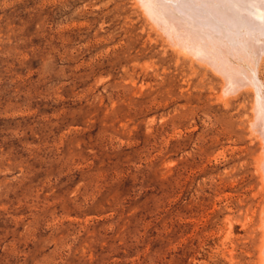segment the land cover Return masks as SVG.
<instances>
[{"label": "rangeland", "instance_id": "374dc122", "mask_svg": "<svg viewBox=\"0 0 264 264\" xmlns=\"http://www.w3.org/2000/svg\"><path fill=\"white\" fill-rule=\"evenodd\" d=\"M178 52L136 0H0V264H255L254 94Z\"/></svg>", "mask_w": 264, "mask_h": 264}, {"label": "bare ground", "instance_id": "6f19581e", "mask_svg": "<svg viewBox=\"0 0 264 264\" xmlns=\"http://www.w3.org/2000/svg\"><path fill=\"white\" fill-rule=\"evenodd\" d=\"M136 2L157 32L174 50L179 51L178 54L190 51L192 62L196 63L200 59H208L209 67L205 68L222 77L225 88L233 91L245 87V90L253 92L254 119L250 130L261 140L256 171L260 178V190L264 193V86L257 71V64L261 63H257V56L260 57V51L264 50V0ZM259 206L261 237L255 264H264V200Z\"/></svg>", "mask_w": 264, "mask_h": 264}]
</instances>
